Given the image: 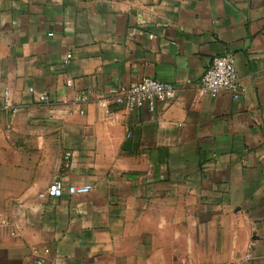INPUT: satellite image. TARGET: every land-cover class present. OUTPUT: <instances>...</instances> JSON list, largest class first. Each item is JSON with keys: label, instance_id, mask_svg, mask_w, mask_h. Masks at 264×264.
Listing matches in <instances>:
<instances>
[{"label": "crops", "instance_id": "crops-1", "mask_svg": "<svg viewBox=\"0 0 264 264\" xmlns=\"http://www.w3.org/2000/svg\"><path fill=\"white\" fill-rule=\"evenodd\" d=\"M226 53L239 96L202 94ZM144 76L176 99L114 103ZM39 257L264 264V0H0V264Z\"/></svg>", "mask_w": 264, "mask_h": 264}, {"label": "built area", "instance_id": "built-area-1", "mask_svg": "<svg viewBox=\"0 0 264 264\" xmlns=\"http://www.w3.org/2000/svg\"><path fill=\"white\" fill-rule=\"evenodd\" d=\"M69 57L70 55L67 54L65 59ZM239 86L240 82L236 70L235 58L231 53L212 58L199 80L200 92L210 96H215L219 92H227L233 98H237L239 96ZM29 91L32 93L33 89L30 88ZM109 93L115 104L123 106L128 110L147 108L151 111L156 104L161 102L169 103L177 97L176 88L172 84L147 76L142 77L131 86L110 88ZM46 98L45 94H37L39 101H44ZM78 99L84 101L86 98L84 95H79ZM2 104L9 106L7 90L4 91ZM91 190L92 186L89 184L65 186L59 179H55L46 189L39 192L38 196L58 198L64 194L84 195L88 194ZM44 262L45 258L39 257L36 259L35 264H43Z\"/></svg>", "mask_w": 264, "mask_h": 264}]
</instances>
